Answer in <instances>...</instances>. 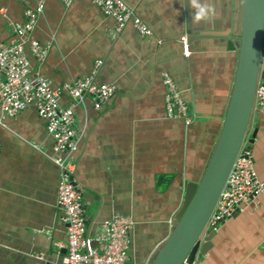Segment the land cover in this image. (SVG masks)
I'll use <instances>...</instances> for the list:
<instances>
[{"label":"crops","instance_id":"0c3cea01","mask_svg":"<svg viewBox=\"0 0 264 264\" xmlns=\"http://www.w3.org/2000/svg\"><path fill=\"white\" fill-rule=\"evenodd\" d=\"M152 30L142 38L92 0H47L31 38L49 45L32 67L54 88L90 74L103 60L97 83L116 86L101 108L90 98L74 108L77 149L75 183L82 191L89 236L115 214L132 216L128 252L149 264L173 228L187 181L198 182L220 133L233 85L242 0H211V23L191 19L187 0H123ZM35 0H0V42L13 40V22ZM185 37L188 53L184 52ZM264 69V44H263ZM173 77L194 120L167 118L163 73ZM70 104L67 95L60 98ZM251 150L264 181V114ZM255 124V121L254 123ZM53 140L45 120L30 106L9 117L0 111V264H56L65 249L66 227L57 206L59 170L49 159ZM205 254L193 264H264V194L220 224ZM40 256V257H39Z\"/></svg>","mask_w":264,"mask_h":264},{"label":"built area","instance_id":"2783aa9c","mask_svg":"<svg viewBox=\"0 0 264 264\" xmlns=\"http://www.w3.org/2000/svg\"><path fill=\"white\" fill-rule=\"evenodd\" d=\"M47 0H35L33 7L24 11L23 22H13V40L0 42V111L3 116H15L32 106L45 120L46 130L53 140V155L49 157L58 167L57 206L60 221L66 227V243H55L65 249L56 264H134L128 254L135 225L130 215L115 214L100 225L98 232L89 236L84 216L82 191L75 183L76 164L71 153L77 149L74 108L90 98L94 108L104 106L116 93V86L97 83L96 75L103 60L94 62L90 74L54 88L51 80L32 67L29 55L41 64L48 55L49 45L31 38ZM70 6L73 0H60ZM103 15L116 21L114 34L131 24L142 38L153 35L151 28L123 0H92ZM188 53L186 38L181 39ZM264 43V32H263ZM165 86L164 109L167 118L185 125L194 120L180 88L168 73H163ZM67 95L70 104L63 106L60 98ZM254 114H264V80L258 82L255 92ZM264 194V181L254 168L251 148L240 150L233 168L219 195L209 219L207 232H216L220 224L231 219ZM40 257V256H39Z\"/></svg>","mask_w":264,"mask_h":264},{"label":"water","instance_id":"95a60500","mask_svg":"<svg viewBox=\"0 0 264 264\" xmlns=\"http://www.w3.org/2000/svg\"><path fill=\"white\" fill-rule=\"evenodd\" d=\"M263 32L264 0H243L235 74L220 133L200 180L186 182L173 228L149 264H193L208 250L214 232L206 236L207 225L219 195L240 150L245 143L251 148L259 130L254 102L264 80Z\"/></svg>","mask_w":264,"mask_h":264},{"label":"clouds","instance_id":"9594fccd","mask_svg":"<svg viewBox=\"0 0 264 264\" xmlns=\"http://www.w3.org/2000/svg\"><path fill=\"white\" fill-rule=\"evenodd\" d=\"M187 4L191 9V19L196 23H211L216 17V9L211 0H187Z\"/></svg>","mask_w":264,"mask_h":264}]
</instances>
